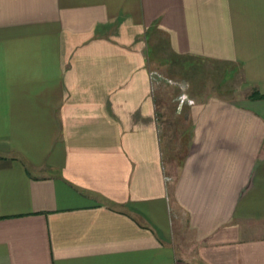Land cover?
Masks as SVG:
<instances>
[{
  "label": "crops",
  "instance_id": "crops-1",
  "mask_svg": "<svg viewBox=\"0 0 264 264\" xmlns=\"http://www.w3.org/2000/svg\"><path fill=\"white\" fill-rule=\"evenodd\" d=\"M0 264H264V0H0Z\"/></svg>",
  "mask_w": 264,
  "mask_h": 264
},
{
  "label": "rangeland",
  "instance_id": "rangeland-1",
  "mask_svg": "<svg viewBox=\"0 0 264 264\" xmlns=\"http://www.w3.org/2000/svg\"><path fill=\"white\" fill-rule=\"evenodd\" d=\"M156 67V66H154ZM151 71H156L160 74H162L164 77L169 78L173 81H176L178 85H169V84H165V83H156L153 85V92L156 91L157 89H161L164 90L165 88L167 89L168 86L173 87L176 89V92L173 95H168L169 97H166V102H174L177 103V97L179 96V94L183 93L186 94V97H189L188 95V86L186 81L181 78L180 76H170L168 72H166L165 70H163L162 68H151ZM216 78V77H215ZM241 92V88L239 86V79L238 77H233L232 79L230 78V80L228 81V83H223L220 82V84L217 83H210L208 82L207 85L205 86V92H203V96L205 97V95H222L224 97H228V98H236L237 95H239L238 93ZM196 93V92H195ZM196 95H199L198 93H196ZM203 99V98H200ZM189 100V98H188Z\"/></svg>",
  "mask_w": 264,
  "mask_h": 264
},
{
  "label": "built area",
  "instance_id": "built-area-1",
  "mask_svg": "<svg viewBox=\"0 0 264 264\" xmlns=\"http://www.w3.org/2000/svg\"><path fill=\"white\" fill-rule=\"evenodd\" d=\"M149 77H150V83H151V88L153 87L154 84L156 83H165V84H169V85H178L179 84L176 81H173L169 78L164 77L162 74L156 72V71H149ZM177 99V107L178 109H180V107L182 106V104L184 102H189L188 97H186V94H179V96L176 98Z\"/></svg>",
  "mask_w": 264,
  "mask_h": 264
}]
</instances>
